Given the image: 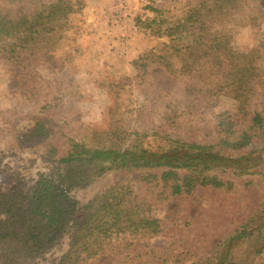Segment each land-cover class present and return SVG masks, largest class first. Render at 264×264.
<instances>
[{
    "label": "trees",
    "instance_id": "16d2710c",
    "mask_svg": "<svg viewBox=\"0 0 264 264\" xmlns=\"http://www.w3.org/2000/svg\"><path fill=\"white\" fill-rule=\"evenodd\" d=\"M161 1L135 19L160 42L132 61L133 75L106 84L107 129L69 121L84 108L70 78L41 101L22 139L0 142V177L10 184L0 183V264L44 257L67 234L60 264H264V196L250 210L233 202L264 190V0ZM86 6L0 0V52L22 69L20 87L32 97L52 58L71 63L81 53ZM245 31L254 38L241 48ZM149 137L162 141L160 151L146 148ZM39 143V152L28 149ZM38 162L45 169L31 179ZM114 171L142 172L140 188L110 186L81 207L74 194ZM215 194L210 213L236 211L227 213V229L206 257L196 253L211 235L194 237L193 218L180 220L184 232L168 248L150 245L168 228L162 206L172 199L203 204ZM135 240L145 246L135 251Z\"/></svg>",
    "mask_w": 264,
    "mask_h": 264
},
{
    "label": "rangeland",
    "instance_id": "374dc122",
    "mask_svg": "<svg viewBox=\"0 0 264 264\" xmlns=\"http://www.w3.org/2000/svg\"><path fill=\"white\" fill-rule=\"evenodd\" d=\"M153 1L160 5L164 3L161 0H87V6L82 16L85 31L78 43L81 45V53L76 55L71 63L65 62V59L60 55L52 58V66L42 69L40 73L44 80L43 87L40 85L41 81H37L33 77L38 89L36 97L29 94V89L20 87L19 74L22 73V69L11 66L5 54L0 52V136H3L0 137L1 147L6 142L5 137L22 139V131L28 129L32 124L31 120L37 116L41 101L44 98L52 97L67 84L70 78L76 81L79 86L78 90L84 95V108L70 115L69 121L75 125L91 126L96 130L107 129L108 121L104 112L111 103V96L106 90V84L111 78L133 75L132 61L141 56L146 49L160 42L149 39L135 21L138 16H146L149 13L147 7ZM240 38L239 47L248 48L254 37L252 32L245 31ZM164 82L166 81H161L162 84ZM134 99L139 101L137 105L142 104L137 93H135ZM43 146L42 143H39L28 149L39 152ZM162 146V141L157 137L147 139L146 148L151 151H160ZM44 167L43 163L38 162L31 170L30 178H35L39 172L45 169ZM142 175L143 173L138 171H114L99 178L86 189L76 192L74 197L83 207L95 195L110 186L132 183L139 189ZM254 178L260 179L257 176ZM4 181L5 179L1 176L0 183L9 187L10 184H5ZM263 192L264 190L257 189L247 195L238 194L235 195L233 202L239 206V211H243L245 208L255 209L261 203ZM219 198V194H215L212 198L205 199L203 204L185 203L180 199H172L159 209L160 217L167 219L168 228L165 233L153 238L150 245L159 250L168 248L174 239L177 240L179 235L184 232L183 228L179 226L180 220L193 218L195 220L193 222L194 237L197 234L204 236L210 233L211 235L209 246H202L196 253L200 258L206 257L227 229V213L236 211L225 207L224 211L210 213L207 203L212 199ZM222 198L221 200L226 205L227 197L222 196ZM18 199V196H14L12 202H16ZM211 214L214 216L207 217ZM240 214L242 215V212ZM215 225L217 226L215 231L211 230ZM69 241L70 236L67 234L44 257L26 264H60L68 250ZM134 245L133 249L136 251L145 246V241L135 240ZM110 258L107 256L103 259L110 261Z\"/></svg>",
    "mask_w": 264,
    "mask_h": 264
}]
</instances>
